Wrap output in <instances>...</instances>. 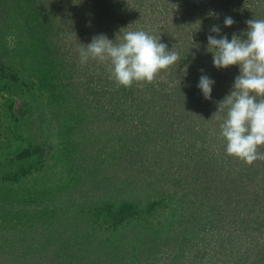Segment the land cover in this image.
<instances>
[{
    "label": "trees",
    "instance_id": "16d2710c",
    "mask_svg": "<svg viewBox=\"0 0 264 264\" xmlns=\"http://www.w3.org/2000/svg\"><path fill=\"white\" fill-rule=\"evenodd\" d=\"M155 1L161 3L164 10L175 5L179 12L187 15L190 25L199 28L197 37L203 35V40L215 34L210 30L215 26L214 20L218 22L213 16L216 11L225 9L226 13L230 6L234 12L244 16L255 12L250 19H258L260 7H264V0ZM245 6L248 8L243 12ZM55 10L51 0H0V264H47L44 248L36 245L40 240L38 231L56 227L61 222L60 201L63 202L66 194L81 189L85 175L95 176L96 182L92 187L98 188L99 195L103 186H113L118 199L115 196L111 198V193H108L107 196L100 195L102 199L92 202L91 207L87 206L93 216L91 225L96 224V228L92 237L89 230L81 237L83 247L79 254L73 252L71 241L62 242L54 238V244L61 243L62 247L56 246L47 254L52 264H138V259L145 253H149L153 260L161 259L168 251L160 256L156 245L163 243L172 247V243L178 240L175 236L164 237L162 217L170 204H166L163 198L140 199L141 194L144 195L142 172L147 170L146 161L153 153L149 146L160 144L154 133L163 132L158 136L164 141L162 136H171L173 131L154 130L144 118L141 126L142 120L139 126L132 124L131 128L126 112L120 109L138 105L122 107L114 98L115 101L107 104L103 112L101 102L94 94L81 91V101L86 96L83 101L93 108L94 121L100 113L103 114V133L108 134L111 141H105V146L100 148L92 145V141L86 143L77 139L78 126L85 125L86 117L76 114V106H72L75 100L80 102L77 99L80 89L75 88L69 77L73 64L57 45L59 33L56 31ZM245 31L247 25L244 30L235 28V33L227 34L228 39L231 40L233 34L246 39ZM209 51L214 50L208 49L207 40L200 41V44H194L190 58L181 56L178 68L181 65L185 67L184 75L177 79L178 74L174 73L177 81L172 89L188 91L185 88L195 87L190 75H209L221 70L213 66ZM166 87L167 84L160 92H151L161 101V93L166 91ZM123 88L119 87L120 94L124 92ZM115 89L112 87L110 91ZM196 97L193 94L192 98ZM158 102L152 104L153 109L161 104ZM18 103L21 112L17 110ZM199 107L203 108V105ZM194 117L195 114L190 122ZM187 118L188 115L185 123L176 126L177 131L189 126ZM106 150L112 151L106 155L107 158L102 157ZM200 159V164L205 165L211 161L207 154H201ZM198 160L194 161L193 168L198 165ZM138 170L142 171L134 177ZM100 173L103 178L97 179ZM251 176L247 183L257 186L254 182L256 172L253 171ZM185 181L187 179H183ZM90 199L86 198L87 201ZM171 200L170 196V203ZM183 202L185 200L179 198L175 200L177 204ZM80 210L84 211L78 208L75 214ZM173 234L175 232L170 235ZM256 237L252 251L264 260V229H260ZM228 256L231 257L230 253Z\"/></svg>",
    "mask_w": 264,
    "mask_h": 264
},
{
    "label": "rangeland",
    "instance_id": "374dc122",
    "mask_svg": "<svg viewBox=\"0 0 264 264\" xmlns=\"http://www.w3.org/2000/svg\"><path fill=\"white\" fill-rule=\"evenodd\" d=\"M51 2L56 8V31L59 33L57 45L60 52L66 54L69 63L73 64L74 69L71 70L69 77L74 81L75 88L80 89L77 98L80 102L75 100L72 106H76L74 108L76 114L86 117L85 125L78 126L77 139L86 143L92 141V145L100 148L105 146V141H111L107 137L108 134L103 133L105 128L102 123L103 114L100 113L99 118L96 117L94 121L93 108L88 106V102L83 101L87 99L86 96L81 101V91L94 94L101 102L99 104L103 112L107 109V104L115 101L114 98L122 107L138 105L136 108L120 109L126 112L129 127L132 124L139 126L142 120L141 126L144 118L145 123L152 124L154 130L160 128L173 131L171 136H162L164 141L158 136L163 132L154 133L160 144L154 143V146H149L151 148L149 151L152 150L153 153L146 161L147 170L142 172L144 195L141 194L140 199L146 201L150 197L163 198L166 204H170L162 217L164 237L175 236L178 241L172 243V247L159 242L161 245L155 247L158 254L161 256L166 250L168 253L163 254L161 259L154 260L149 253H145L138 259L140 261L138 264H264V260L258 257L259 254L256 256L252 251V242L257 238L256 234L260 229H264V160H257L249 166L240 159L227 155L226 142L219 135L221 120L218 119V116L226 115V109L216 113L219 102L233 90L234 79L240 74L239 66H229L207 75L215 82L212 86L211 99H205L197 87L202 74L190 75L192 85L195 87L185 88L188 91L174 90L173 84L179 76L184 75L185 67L181 65L178 68L181 56L190 58L194 44L196 46L200 41L207 40V38L203 40V35L197 37L199 28L190 25L191 21L187 19V15L179 12L175 5L164 10L162 4L155 0H51ZM245 8L248 6L242 9L243 12ZM224 10L213 13L218 20V22L214 20L213 23L220 26V35L235 33V28L246 29V21L255 14L254 12L251 16H244L242 13L234 12L230 6L228 12L225 13ZM260 10L258 19H264L263 5ZM226 16L235 19L231 27L224 26ZM200 19L202 20V15ZM138 30L146 31L160 39V42L167 45L168 50L179 55V60L169 68L161 70L152 83L134 82L132 87H124V92L120 94L119 87L123 86H118L112 79L110 62L89 58L87 63L82 64L79 49L81 44H89L93 36L101 33L114 42H120L125 32ZM175 72L178 74L177 79L173 76ZM165 84L167 87L164 92L169 96L162 91L163 98L160 101L151 91H159ZM112 87L117 89L110 91ZM130 92H133V95H129ZM193 94L197 97L192 98ZM199 99H202V102ZM155 102L161 104L153 109L152 104ZM19 104L17 110L21 112ZM199 105H203V108ZM194 114L195 117L190 122ZM187 115L188 124L193 128L187 126L177 131L176 126L185 123ZM94 122L96 124H93ZM200 151L203 155L207 154L209 161L211 159L208 165L202 162L200 164ZM259 151L264 152V146H260ZM109 152L112 151L106 150L102 157ZM196 154L198 156L193 160ZM198 158V165L193 168V163ZM141 171L134 173V177ZM253 171L256 172L254 182L257 186L247 183L253 176H251ZM89 176L83 177L84 183L80 190L66 194L63 202L60 201L61 222L56 227L41 229V232L37 229L35 231H38L40 236L36 245L44 248L47 264H52L47 254L53 252L56 246L62 247L61 243L54 244V238L62 242L71 241L73 252L79 254L83 247L80 243L81 237L88 230L91 233L90 237L94 235L96 224L91 225L93 216L88 211L92 202L102 199L99 198L100 195L107 196L108 193H111V198L115 196L114 198L118 199V193L116 195L113 193V186H103L105 191L102 189L99 195L98 188H95V185L92 187L93 182H96L93 178L95 176ZM101 177L103 178V174L98 175L97 179ZM183 179L187 181L183 182ZM117 186L122 191V186L119 184ZM86 198L91 199L87 201ZM177 198L185 202L177 204L175 203ZM78 208L84 211L80 210L75 214ZM153 219L155 220L156 216ZM171 231L175 234L170 235ZM172 251L176 254L171 253Z\"/></svg>",
    "mask_w": 264,
    "mask_h": 264
},
{
    "label": "clouds",
    "instance_id": "9594fccd",
    "mask_svg": "<svg viewBox=\"0 0 264 264\" xmlns=\"http://www.w3.org/2000/svg\"><path fill=\"white\" fill-rule=\"evenodd\" d=\"M223 23L231 27L235 21L226 16ZM246 24V39L233 34L231 40L220 35V26H213L210 31L217 35H208L207 45L214 50L209 52L215 68L239 66L240 74L234 79L233 90L219 102L216 113L226 109V115L218 116L219 135L226 142V154L251 166L257 160H264V152L259 151L264 146V19L252 18ZM81 45L82 64L89 58L110 62L112 79L125 88L132 87L134 82L152 83L161 70L179 60L176 52L143 30L125 32L120 42L101 33L93 36L89 44ZM214 83L206 74L200 76L197 87L205 99H211Z\"/></svg>",
    "mask_w": 264,
    "mask_h": 264
}]
</instances>
